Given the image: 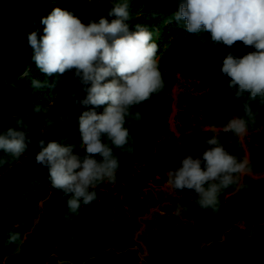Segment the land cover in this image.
Instances as JSON below:
<instances>
[{"label": "trees", "instance_id": "trees-1", "mask_svg": "<svg viewBox=\"0 0 264 264\" xmlns=\"http://www.w3.org/2000/svg\"><path fill=\"white\" fill-rule=\"evenodd\" d=\"M128 3L130 30L137 25L147 27L158 44L156 59L164 87L130 108L125 124L129 143L124 148L104 138L120 162L116 179L98 182L90 189L97 198L87 205L81 201L73 212L67 204L71 194L65 196L51 187L49 168L38 164L36 156L41 139L44 146L53 140L71 145L83 156L79 117L92 106L77 103L87 93L75 69L48 77L36 67L28 35L37 31L43 37L41 20L55 7L71 11L88 24L101 17L111 22L113 4L107 0H0V127L6 131L26 126L31 141L19 157L0 152L4 161L0 165V264H264V177L234 174L233 183L221 188L216 203L208 208L199 206L194 190H175L173 203L166 207L169 214L146 221V229L139 234L141 218L158 203L149 185L168 180L165 162L174 159L171 145L176 138L168 116L178 73L185 70L184 77L191 81L178 98V131L188 132L192 123L224 127L232 113L242 117L253 131L247 142V169L254 174L264 172V128L259 130L264 124V104L259 97L247 100V93L235 99V90L231 93L228 86L231 78L221 71L230 52L242 57L255 51L254 46L242 41L231 47L214 44L208 32H186L184 22L175 20L180 0L177 4L175 0ZM171 34L175 38H161ZM33 80L48 83L35 88ZM53 81H58L55 87L50 86ZM244 102L249 103L251 117L242 110ZM106 106L96 111L102 113ZM211 136L238 162L244 161L245 143L240 135L224 130L197 131L186 155L202 158L212 147L207 143ZM129 147L132 152L127 151ZM180 216L187 217L185 229L191 227L195 240L204 242L194 251L197 257L183 241ZM10 235L17 236L15 242H10Z\"/></svg>", "mask_w": 264, "mask_h": 264}, {"label": "clouds", "instance_id": "clouds-1", "mask_svg": "<svg viewBox=\"0 0 264 264\" xmlns=\"http://www.w3.org/2000/svg\"><path fill=\"white\" fill-rule=\"evenodd\" d=\"M107 2L113 4L109 14L115 18L111 22L101 17L99 22L85 24L71 11L55 7L41 20L45 25L43 37H39L37 31L28 35L36 67L48 77L62 76L75 69V75L87 93L77 103L92 106L79 117L83 156L75 153L73 146L56 140L44 146L43 139L39 141L42 148L36 156L38 164L49 168L51 187L61 190L65 196L71 194L67 204L73 212L80 208L81 201L87 205L97 198L96 191L90 189L98 182L116 179L120 162L104 138L115 147L124 148L129 143V130L125 124L131 114L130 108L148 100L164 87L156 59L158 44L153 42V33L141 25L130 30L128 0ZM175 20L183 21L188 33L201 30L210 33L214 44L231 47L242 41L246 46H254L255 51L242 57L230 52L221 71L231 78L228 86L232 88L231 93L235 90V99H241L247 93V100L255 101L259 97L264 104V0H180ZM156 37L160 39L159 35ZM161 38L168 41L175 35H161ZM47 83L32 81L35 88ZM57 83L53 81L50 86L55 87ZM104 105H107L104 111L98 113L96 108ZM242 110L252 116L248 102L242 103ZM232 115L236 117L232 118ZM232 115L224 127L210 126L207 130L215 131L220 127V132L244 134L248 130L246 121ZM135 118L139 119L140 114L136 113ZM27 129L26 126L10 127L5 131L0 127V152L19 157L27 151L31 142ZM207 143L212 147L202 158L186 155L179 168L167 172L173 190H194L201 208L213 206L220 189L232 184L234 174L245 169V163L238 162L215 136ZM127 151L133 149L129 147ZM3 163L0 159V165ZM179 213L178 206L176 214ZM16 239V235L9 237L10 242Z\"/></svg>", "mask_w": 264, "mask_h": 264}, {"label": "rangeland", "instance_id": "rangeland-1", "mask_svg": "<svg viewBox=\"0 0 264 264\" xmlns=\"http://www.w3.org/2000/svg\"><path fill=\"white\" fill-rule=\"evenodd\" d=\"M184 72H185V70H181L178 73V80H177V83L174 86L173 92H172V97H173V99H172V110L168 116V121L170 124V131L175 135L176 143L171 145V148L174 151V159L172 161H169V159H170L169 158L165 162L166 172H168L169 170H175L181 166V162L187 153V145L189 144V142L192 138V135L194 133H196L199 130L211 128L210 126H202L201 124L193 123L188 128V132L181 134L178 131V128H177V126H178V112L180 110V108L178 107V98H179V95L182 92H184L185 89H187L190 86V82H191L190 80H187L184 77V75H183ZM194 88H196V85ZM233 117H236V116L232 115V118ZM262 128H264V124L260 127L259 130H261ZM215 130L219 131L220 127L215 128ZM252 134H253L252 131L249 132L247 130L244 134L240 135V138L245 143L243 145L245 146V152H246L245 159L243 161V163H245V169L242 173H240V177H243V175H245V174H250L254 178H260V177H264V172L254 174V173L249 172L247 169V164L250 161V153H249V150L247 148V142L250 139H252ZM240 183H241V181H240ZM149 186L152 190H154L153 192L157 196L158 203L155 207H153L149 210L146 217L141 218V229L139 230V234L146 229V227H147L146 221L155 220L154 217L159 215V214L162 216H167L169 213H168V210L166 209V207L168 205H171L173 203V198L176 197V192L172 188L169 177H168V180L162 185L157 184L156 182H152ZM180 219L183 222V224L179 225V230H180L181 235H185L183 241L187 242L188 244L191 245L190 254L193 257H197V255L195 254L194 251L196 249H199L200 247H202L204 242L200 243V242H197V240H195V235H193L191 227L188 229H185L187 217L180 216ZM240 224L243 225V222H240ZM187 236H188V238H187ZM141 243L144 247V243L143 242H141ZM145 252H146V249H145ZM145 252H143V253H145Z\"/></svg>", "mask_w": 264, "mask_h": 264}]
</instances>
